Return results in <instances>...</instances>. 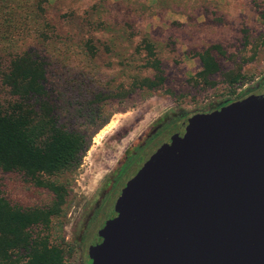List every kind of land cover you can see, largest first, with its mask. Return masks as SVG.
I'll return each instance as SVG.
<instances>
[{"label": "rangeland", "instance_id": "1", "mask_svg": "<svg viewBox=\"0 0 264 264\" xmlns=\"http://www.w3.org/2000/svg\"><path fill=\"white\" fill-rule=\"evenodd\" d=\"M18 1L30 3L32 0ZM47 1L45 16L64 39L47 46L28 39L25 43L18 42L15 48L34 47L42 55H55L56 63L49 68L61 81L81 76L87 81L90 67H93L96 76H92L93 88L102 94L118 84H126L128 75L150 76V71L140 70L141 61L134 51L143 35L154 44L165 79L161 91L154 95L102 104L100 118L106 119V123L92 135L75 169L59 177V181L68 182L70 192L60 229L51 231L49 241L62 239L65 244L79 243V249L70 256L69 262L81 264L92 231L105 214H101L102 208L93 211L95 201L125 154L131 153L136 146L143 147L162 124L170 123L137 152L123 179L173 130L178 120L194 113L209 112L264 83V21L259 18L264 14V0H130L128 7H117L115 0H109L110 5L98 11L102 17L111 18L110 31L113 33L110 39H115L107 50L102 44H95L97 52L92 65L79 55L76 38L81 28L80 17L101 0ZM115 20L131 25L130 33L135 36L130 41L116 36L114 31L118 29L112 23ZM93 36L100 43L109 38L108 33L101 32ZM212 45H218L223 53H212L219 70L209 78L212 85H202L194 79L200 70L196 55ZM228 72L239 73L245 78L230 88L233 92L223 79ZM48 79L53 77L48 75ZM82 120L79 118L76 123L90 131L91 124L82 123ZM112 122L115 126L98 138ZM0 191L9 203L21 207L45 206L52 198L46 190L28 185L16 172L0 171Z\"/></svg>", "mask_w": 264, "mask_h": 264}, {"label": "trees", "instance_id": "2", "mask_svg": "<svg viewBox=\"0 0 264 264\" xmlns=\"http://www.w3.org/2000/svg\"><path fill=\"white\" fill-rule=\"evenodd\" d=\"M129 1L115 0L114 4L128 7ZM47 5V0L30 3L0 0V171L16 172L28 185L44 189L52 197L45 206L21 207L9 203L0 191V264H71L69 258L79 249V243L49 241L51 231L60 229L70 192L68 182L59 181V177L75 169L92 135L106 123V119L100 118L102 104L154 95L161 91L165 81L155 46L147 35L138 40L134 51L141 61L140 70L150 71V76L128 75L126 84H118L102 94L94 91L93 67L87 81L82 76L61 81L49 68L56 63L55 55H42L34 47L15 48L18 42L25 43L28 39L41 46L64 39L45 16ZM108 5L109 0L108 3L101 0L80 17L76 47L91 65L97 52L95 44H102L107 50L115 39H110L111 18L102 17L98 11ZM259 18L264 21V14ZM112 23L120 40L130 41L135 36L130 33L129 23L116 20ZM96 32L108 33L109 38L100 43L93 36ZM214 52L223 54L218 45H212L196 55L200 70L194 79L202 85H212L209 78L219 70ZM127 68L131 69L130 65ZM48 75L53 79L49 80ZM223 79L230 90L245 78L228 72ZM79 118L82 123L91 124L92 129H82L76 123ZM169 124H162L146 142L156 138ZM143 147H134V155L125 157L116 178L125 173Z\"/></svg>", "mask_w": 264, "mask_h": 264}, {"label": "water", "instance_id": "3", "mask_svg": "<svg viewBox=\"0 0 264 264\" xmlns=\"http://www.w3.org/2000/svg\"><path fill=\"white\" fill-rule=\"evenodd\" d=\"M81 264H264V83L178 120L121 181Z\"/></svg>", "mask_w": 264, "mask_h": 264}, {"label": "flooded vegetation", "instance_id": "4", "mask_svg": "<svg viewBox=\"0 0 264 264\" xmlns=\"http://www.w3.org/2000/svg\"><path fill=\"white\" fill-rule=\"evenodd\" d=\"M146 141L143 143L144 146L146 144ZM131 154L134 155V150H132V152L129 153L128 155L125 154L122 157V159L117 163L115 171H113L109 180L103 184L101 194L99 195V197L95 201V206H94L93 211L99 210L100 208H102V210H103L101 214H104L107 211V209L110 206V203L113 200L115 193H116V191H117V189L121 183V180H123V176H125V173H124L121 177L116 178L117 173L120 170L121 166L124 164L125 157L132 156ZM105 198H106V200H105ZM93 211H92V213H93ZM89 219H88V221H89Z\"/></svg>", "mask_w": 264, "mask_h": 264}, {"label": "bare ground", "instance_id": "5", "mask_svg": "<svg viewBox=\"0 0 264 264\" xmlns=\"http://www.w3.org/2000/svg\"><path fill=\"white\" fill-rule=\"evenodd\" d=\"M115 122L110 123L109 125H107L99 134L98 138L102 137L103 135H106L114 126H115Z\"/></svg>", "mask_w": 264, "mask_h": 264}]
</instances>
